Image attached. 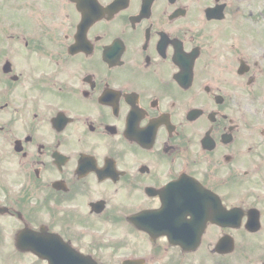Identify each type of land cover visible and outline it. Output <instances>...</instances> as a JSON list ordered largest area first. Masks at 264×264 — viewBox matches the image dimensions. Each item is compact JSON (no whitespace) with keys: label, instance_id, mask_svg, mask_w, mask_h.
Returning a JSON list of instances; mask_svg holds the SVG:
<instances>
[{"label":"flooded vegetation","instance_id":"flooded-vegetation-1","mask_svg":"<svg viewBox=\"0 0 264 264\" xmlns=\"http://www.w3.org/2000/svg\"><path fill=\"white\" fill-rule=\"evenodd\" d=\"M259 188L264 0H0V264H264Z\"/></svg>","mask_w":264,"mask_h":264},{"label":"rangeland","instance_id":"rangeland-1","mask_svg":"<svg viewBox=\"0 0 264 264\" xmlns=\"http://www.w3.org/2000/svg\"><path fill=\"white\" fill-rule=\"evenodd\" d=\"M259 192H260V190H258V194H260Z\"/></svg>","mask_w":264,"mask_h":264}]
</instances>
